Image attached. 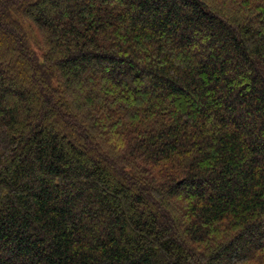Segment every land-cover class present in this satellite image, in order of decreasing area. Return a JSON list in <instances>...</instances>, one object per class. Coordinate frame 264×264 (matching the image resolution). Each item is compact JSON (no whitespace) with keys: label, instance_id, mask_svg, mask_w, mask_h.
Here are the masks:
<instances>
[{"label":"trees","instance_id":"16d2710c","mask_svg":"<svg viewBox=\"0 0 264 264\" xmlns=\"http://www.w3.org/2000/svg\"><path fill=\"white\" fill-rule=\"evenodd\" d=\"M0 264H264V0H0Z\"/></svg>","mask_w":264,"mask_h":264}]
</instances>
